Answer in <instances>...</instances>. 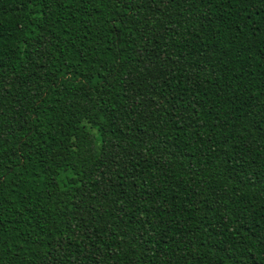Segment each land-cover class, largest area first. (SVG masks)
<instances>
[{"label":"trees","instance_id":"trees-1","mask_svg":"<svg viewBox=\"0 0 264 264\" xmlns=\"http://www.w3.org/2000/svg\"><path fill=\"white\" fill-rule=\"evenodd\" d=\"M0 264H264V0H0Z\"/></svg>","mask_w":264,"mask_h":264}]
</instances>
